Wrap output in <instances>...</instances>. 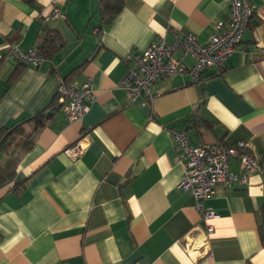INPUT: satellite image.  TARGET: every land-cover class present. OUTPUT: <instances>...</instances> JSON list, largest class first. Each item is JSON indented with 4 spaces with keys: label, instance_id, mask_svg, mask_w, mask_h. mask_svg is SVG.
Returning a JSON list of instances; mask_svg holds the SVG:
<instances>
[{
    "label": "crops",
    "instance_id": "crops-1",
    "mask_svg": "<svg viewBox=\"0 0 264 264\" xmlns=\"http://www.w3.org/2000/svg\"><path fill=\"white\" fill-rule=\"evenodd\" d=\"M104 1L0 0V132L52 113L31 149H0V166L18 160L15 177L0 185V264H264V174L230 162L247 182L204 202L217 218L201 251L209 223L179 187L185 168L168 134L183 132L192 146L245 143L264 171V0H253L243 41L222 68L199 83L160 79L151 97L136 98L121 87L128 54L171 43L176 32L207 43L233 0H125L110 24ZM55 8L63 16L44 22ZM46 29L63 46L38 68L7 58L14 46L39 47ZM89 78L96 100L72 122L57 103L61 81L81 87ZM78 142L84 151L70 158L65 150Z\"/></svg>",
    "mask_w": 264,
    "mask_h": 264
},
{
    "label": "built area",
    "instance_id": "built-area-1",
    "mask_svg": "<svg viewBox=\"0 0 264 264\" xmlns=\"http://www.w3.org/2000/svg\"><path fill=\"white\" fill-rule=\"evenodd\" d=\"M253 0H233L226 20L218 21L214 32L207 43L200 42L197 37L188 32H176L174 39L168 43L164 38L151 44L141 53L131 52L126 58L128 72L121 84L131 97H151L154 84L163 78L175 75L189 76L194 83L201 82L202 75L214 68L220 69L225 61L234 55L243 41L246 29L254 14ZM63 16L59 8H55L44 22L55 20ZM7 58L19 63L38 68L44 61L38 48L22 51L19 47H12ZM185 58L193 60L187 65ZM96 100L93 80L89 78L81 87L68 85L61 81L57 94V103L65 110L72 121H80ZM174 145L179 150L178 160L185 168V177L180 183L183 192L191 193L198 201L197 209L202 219L209 223L207 235L200 250H206L209 245V234L214 231L210 221L217 218L212 210L204 207V202L213 197L219 187L231 188L237 183H246L247 176H238L230 171V162L239 160L243 170L247 173L264 174L260 160L254 157L245 143L237 146L203 145L192 146L187 136L180 131L169 129ZM82 142L67 148L65 154L76 159L82 155ZM184 250L194 248L186 239ZM196 251H199L197 249ZM210 251L207 254L210 255ZM206 254V253H205ZM203 256L204 254H200Z\"/></svg>",
    "mask_w": 264,
    "mask_h": 264
},
{
    "label": "trees",
    "instance_id": "trees-1",
    "mask_svg": "<svg viewBox=\"0 0 264 264\" xmlns=\"http://www.w3.org/2000/svg\"><path fill=\"white\" fill-rule=\"evenodd\" d=\"M34 0H30L32 3ZM125 5V0H105L102 2L100 11L104 24H110L114 19L121 13ZM44 38L39 45L38 51L39 54L44 58L52 57L62 46V38L53 30L46 29L44 31ZM54 111L56 109H53ZM48 116V115H47ZM46 113L43 111L36 115L31 120L20 124L19 126L11 129L4 130L0 132V149L6 151L9 147L17 148L21 152H26L34 145V137L36 132L41 129L44 125V122L49 119L47 118ZM32 124V134L28 135L25 129V126L29 123ZM18 165L17 159H9L5 161L0 166V185H6L9 183L16 175V168ZM25 182H17L13 188L16 193H20L25 188ZM261 235L264 237V220L260 228Z\"/></svg>",
    "mask_w": 264,
    "mask_h": 264
},
{
    "label": "water",
    "instance_id": "water-1",
    "mask_svg": "<svg viewBox=\"0 0 264 264\" xmlns=\"http://www.w3.org/2000/svg\"><path fill=\"white\" fill-rule=\"evenodd\" d=\"M51 116H52V113H49L48 116H47V118H49V117H51Z\"/></svg>",
    "mask_w": 264,
    "mask_h": 264
}]
</instances>
